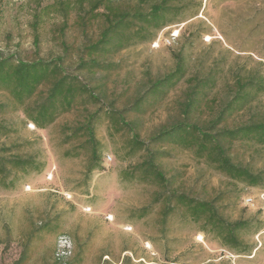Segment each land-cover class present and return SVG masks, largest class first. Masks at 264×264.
Masks as SVG:
<instances>
[{
    "label": "rangeland",
    "instance_id": "1",
    "mask_svg": "<svg viewBox=\"0 0 264 264\" xmlns=\"http://www.w3.org/2000/svg\"><path fill=\"white\" fill-rule=\"evenodd\" d=\"M37 2L0 0V52L23 59L50 58L60 52L52 32L58 17L42 23L38 44L34 43L30 23ZM76 35L70 28L66 36L74 46L80 42ZM177 52L186 61L185 76L159 101L147 102L142 111L128 115L136 121L143 140L178 115L187 78L197 69L202 73L215 65L221 69L209 96L223 97L224 83L238 69L264 76V0L181 1L180 14L172 16L154 39L111 57L119 67L104 79L103 100L118 108L127 105L149 79L173 68ZM6 98L7 93L0 91V101ZM259 100L258 108L264 110V92ZM84 115L83 108L74 107L48 126L37 128L25 121L21 110L0 114V123L10 129L0 136V147L13 146L12 152L44 162L40 172H18L12 187L0 184V264H57L54 248L59 234L72 241V264H264V180L247 186L219 173L190 150L176 144L155 145L168 151L161 162L169 191L214 198L219 213L228 220L251 222L240 233L249 249L235 253L212 234L202 232L182 208L163 218V202H152L160 187L122 178L121 171L140 162L145 151L129 153L131 132L113 133L105 118L95 129L103 151L102 168L88 178L84 138L66 141L69 132L65 130ZM248 115V111L239 112L227 123L231 126ZM231 154L253 169L264 168V145L235 142ZM146 205L151 210L139 217V208Z\"/></svg>",
    "mask_w": 264,
    "mask_h": 264
},
{
    "label": "trees",
    "instance_id": "2",
    "mask_svg": "<svg viewBox=\"0 0 264 264\" xmlns=\"http://www.w3.org/2000/svg\"><path fill=\"white\" fill-rule=\"evenodd\" d=\"M181 1L185 0H47L45 3L38 0L30 23L34 43L38 44V29L42 23L47 18L58 17L60 21L52 32L60 52L50 58L36 59L0 52V91L7 93V98L0 101V114L21 110L26 122L44 128L60 114L74 107L83 108L82 120L76 125H67L65 130L69 132L66 141L79 136L84 138L88 178L94 170L102 168L103 151L95 133L97 124L105 118L113 133L130 131L129 153L144 150L145 154L140 162L121 171L122 178L160 187L152 202H163V218L182 208L202 232L212 234L227 249L241 253L247 251L249 245L243 243L240 233L247 230L251 222L228 220L219 213L214 198L205 200L175 189L169 191L170 181L161 162L168 151L155 145L176 144L231 180L247 186L261 184L264 168L256 170L235 159L231 148L235 142L264 145V110L258 108L259 96L264 92V76L252 69H238L231 81L224 83L227 91L223 97L209 96L221 69L217 65L204 73L197 69L187 78L183 99L178 103V115L160 125L147 140L140 138L136 121L128 115L142 111L147 102L159 101L185 76L187 65L181 52L173 54L174 66L170 71L149 79L127 105L118 108L112 101L103 100L106 96L104 79L119 67L111 57L131 45L154 39L172 16L180 14ZM70 28L76 31L75 38L80 39L76 46L66 39ZM92 106L94 109L90 110ZM244 111L249 112L245 120L228 125L231 117ZM202 114L206 117H201ZM9 131L7 125L0 123V136ZM12 149L13 146L0 147L3 188L15 184L18 172H40L44 167V162L35 156H24ZM66 154L76 155L77 152L67 151ZM150 210L151 205L139 208V217ZM64 264L72 262L68 259Z\"/></svg>",
    "mask_w": 264,
    "mask_h": 264
},
{
    "label": "built area",
    "instance_id": "3",
    "mask_svg": "<svg viewBox=\"0 0 264 264\" xmlns=\"http://www.w3.org/2000/svg\"><path fill=\"white\" fill-rule=\"evenodd\" d=\"M73 245L66 234H59L54 248V259L59 264H64L72 256Z\"/></svg>",
    "mask_w": 264,
    "mask_h": 264
}]
</instances>
